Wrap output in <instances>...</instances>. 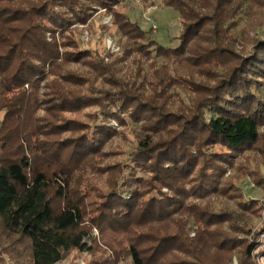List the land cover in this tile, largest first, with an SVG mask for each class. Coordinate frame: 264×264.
I'll return each instance as SVG.
<instances>
[{
	"label": "trees",
	"instance_id": "obj_1",
	"mask_svg": "<svg viewBox=\"0 0 264 264\" xmlns=\"http://www.w3.org/2000/svg\"><path fill=\"white\" fill-rule=\"evenodd\" d=\"M114 1L0 2V264L3 255L11 264H56L73 250L95 252L91 227L111 233L110 243L123 242L131 264H189L196 255L183 245L192 240L180 232L189 217L207 227L228 225L239 264H255V243L238 233L249 231L257 202L238 198L231 205L227 198L218 208L210 199L226 189L222 177L233 157L260 138L264 29L245 59L239 26L264 11V0H160L179 16L174 47L161 45L152 26L143 30L112 10ZM97 3L113 16L119 56L86 59L87 50L69 36ZM57 37L74 49L63 58L80 64V72L57 63ZM40 110L58 112L57 122H46ZM78 113L123 123L124 113L146 128L129 157L98 169L94 159H103L115 131L63 116ZM77 131L72 144L69 136L55 148L44 140ZM88 171L109 180L88 186Z\"/></svg>",
	"mask_w": 264,
	"mask_h": 264
},
{
	"label": "rangeland",
	"instance_id": "obj_2",
	"mask_svg": "<svg viewBox=\"0 0 264 264\" xmlns=\"http://www.w3.org/2000/svg\"><path fill=\"white\" fill-rule=\"evenodd\" d=\"M0 2L3 4L10 3L9 0H1ZM111 7L112 10L123 14L126 13L130 20L137 22V24L143 30H150L152 24L154 23L157 26V29L154 30V34L156 40L161 45L174 47L178 44V40L176 38L180 31L178 13L171 7L162 5L160 0H115ZM255 17L257 20L254 21ZM242 22L243 24L240 25L239 28H242V34L243 32L245 34L240 37V42H238L245 47L244 58L248 59L251 57L249 53L252 51L251 47L255 36L261 34V30L264 29V11H262L260 14L253 15L251 18H245L242 20ZM247 30L249 33H247ZM68 33L71 40L80 45L82 51L87 50L88 57L86 59H93L97 54L105 55L107 52L112 56L120 55L121 39L117 31V27L114 24L113 16L110 12L107 13L106 9L101 7L98 3L91 5V9L87 14L86 23L72 24ZM46 36L48 40H51V35H49V33H47ZM57 40L59 45L58 52L60 53V58L57 60V63H59L61 66L65 65L67 69L73 68V70L75 69L76 71L80 72L82 69L80 64L71 65V62L66 63V60L63 58V52H71L74 49L71 46L64 47V45L59 44L61 43L60 37H57ZM104 61L107 62L110 60L108 57H105ZM87 86L89 87V85H86L84 89L79 88V90L86 92L89 90ZM256 91L257 95L261 98L260 99L258 97L260 101L262 100L264 102V87H262L261 90ZM40 94L42 95V91H40ZM43 97L40 96L39 100H42ZM178 99L179 102L177 103H181L183 97ZM2 115L3 112L1 111L0 118H2ZM37 115L39 117L45 116L44 118H46V122L49 120L51 123L57 122L59 118L58 112H51L50 115H48V113H46L44 110L38 111ZM63 116L77 118L82 121L84 120L86 124L98 122L99 124L104 125L107 128L109 127L111 130L115 131L113 132L114 137H112L104 146L103 159L100 161L98 159H94V165L98 169H103L104 166L111 163L122 162L127 157H129L130 152H132V148L136 145L137 136L142 135L144 128H146L144 126H140V123L136 122L135 120H130L124 113L121 114V117L125 118L126 120L124 123L123 121L115 119V117H107L106 119H102L101 117H90L91 119H88V115L81 116V113H78L77 115L67 114ZM82 128L86 127L82 125ZM95 132L96 131H94V133ZM79 133L80 131H77L76 133L72 132L59 135H50L46 136L44 140H48L46 143L53 145L55 148L60 143H63L66 136L70 137V140H68L66 143L72 144V136H76ZM66 149H64L63 152L69 154L72 146L66 147ZM263 150L264 121L260 127L259 141L251 145L247 150L241 152L239 155L233 157V164L223 174L222 181L224 186H227L226 189L224 190L223 188L221 193L213 196L210 199V201L218 208L220 207L221 201L227 202L225 201L227 198H229L231 205L235 204L238 198L244 202H249L251 200L257 202L258 205L255 203L257 206L256 215L252 216L249 222V231L238 233V236L245 243H255L256 247L251 252V259L255 261V264H264ZM56 166L57 163H54L52 168ZM60 175L63 179L69 177L67 174H65V172ZM85 177L87 178L86 182L88 186H93V184L98 183L104 184L109 180L108 177L103 175H95L93 171H88ZM80 179L81 178L78 180ZM256 179L260 181V184H257L255 181ZM84 182L85 181L80 180L78 183L79 185H82ZM164 191H166V189H164ZM96 201L97 199L92 198V204H94ZM92 213L93 212H91V214ZM211 226L212 227H207L203 223L202 225H198L192 217H189L188 219L186 218V222L180 225V232H182L188 239L192 240L191 245L185 244L183 245V248L186 247L189 252V256H192V253L190 252V249L192 248L197 259L194 261L190 258H187V260L190 262L189 264H192V262H198L199 264H239V256L236 254L237 249H229V246L232 247L230 243H232L231 240L233 239V233L228 232V229L226 228L228 225L215 224ZM91 229L92 231L90 234L93 240L96 241L95 250L97 252L73 250L68 255H66V257L61 262L56 264H131V261L125 251L123 242H120V244L110 243L113 239L109 237V234L111 233L107 232L100 234L95 227H91ZM223 239H226L225 247L227 248L220 246V243ZM106 242H109L111 246H107ZM193 245H196L195 248ZM19 246L23 252L26 248L24 239L20 241ZM175 255L177 254L175 253ZM3 256V264H11L8 257L6 255ZM178 256L183 257L181 254H178Z\"/></svg>",
	"mask_w": 264,
	"mask_h": 264
},
{
	"label": "built area",
	"instance_id": "obj_3",
	"mask_svg": "<svg viewBox=\"0 0 264 264\" xmlns=\"http://www.w3.org/2000/svg\"><path fill=\"white\" fill-rule=\"evenodd\" d=\"M109 19H110V18H109ZM152 29H153V31L157 29V26H156L154 23L152 24ZM109 48H110V47H109ZM110 49H112V48H110Z\"/></svg>",
	"mask_w": 264,
	"mask_h": 264
}]
</instances>
